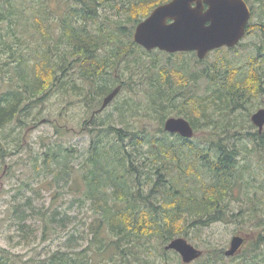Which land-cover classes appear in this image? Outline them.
I'll list each match as a JSON object with an SVG mask.
<instances>
[{
    "label": "trees",
    "instance_id": "trees-1",
    "mask_svg": "<svg viewBox=\"0 0 264 264\" xmlns=\"http://www.w3.org/2000/svg\"><path fill=\"white\" fill-rule=\"evenodd\" d=\"M28 1L32 2V0H0V84L6 75L4 70L9 63L17 64V68L21 66L27 68L26 73L23 70L24 74L22 75L18 70L16 71L23 86L12 87V90L0 96V128L10 122L15 114L18 118L22 111H28L33 105L41 103L53 87L62 83L65 77L62 76L68 68L65 67L64 57L67 58L72 54L78 56L79 61H73V63L80 62L85 72L90 70L91 73H94L93 75H97L100 70L106 73L111 66L118 67L120 60L124 58L123 54L132 53L133 48L140 52L143 51L131 42L127 51L123 50V53L118 51L112 54L109 60L97 57V50L105 44L107 39L102 34H93L85 26L77 24L80 18H83L84 21L94 19L97 2H91V0L90 2L60 0L66 5V10L60 18V39L54 42L50 25V20L53 19L50 8L52 0H39V5L35 6L33 10L35 12L33 19ZM169 1L132 0L129 3L128 11L130 12V22L137 24L148 15L149 11L146 12V9L143 16H137L139 14L138 7L142 8L149 4L152 6L151 10ZM244 1L251 11L245 37L256 32L264 39V0ZM27 8L30 9V13H27L26 26L35 29L39 36L41 35L40 42H34V49L39 52L41 48L45 47L47 52V54L42 53L39 59H33L30 67L27 66L30 60L21 58L18 53L19 46L26 43L17 30L23 18V12ZM23 34H27V32H23ZM60 43L61 45L67 43L66 48L69 49V53L63 52V56L60 58L61 64L55 62L57 54L54 57L50 56L52 47L56 48ZM221 51L224 49L215 50L216 53ZM226 52H234V50H226ZM121 54L122 58L119 60L118 57ZM186 54L169 56L183 58ZM260 58L264 62V44L257 55L250 56L243 65H230L231 68L228 70L221 68L210 75L208 85L210 93L206 94L205 92L201 96L189 95L181 100L184 101L181 106L177 103L176 98L180 95L174 96L171 90L172 82L169 80L173 79L179 87H185L191 81V77L175 68L160 69L158 77L150 85L153 92L148 100L147 109L149 111H144L143 115L144 119L155 122L156 126L152 132L148 130L146 124L136 131L117 129L116 127L108 128L107 132H110L116 141L112 142L110 149L103 153L104 163L100 153L103 142L100 140V135L97 134L98 136L94 138L90 148L93 170L89 171V177L86 178V185L89 187L87 194L94 198L103 197L105 199V186L109 184L112 185L113 194H120L121 198L119 199L125 203V206L119 209L113 206L109 207L104 200V209L93 231L94 258H81L80 264H95L94 259H105L107 252L113 256L108 258L111 263L115 262L114 257H119L127 264L132 262L153 264L148 259L141 261L138 258L141 255L140 251L144 252L145 249L149 254H154L149 247H143L145 243H149L150 239H156L161 245H158L157 250L159 264H181L180 258L175 252L165 250L166 243L176 237H187L191 230L197 231L202 228H210L215 224H228L233 221L251 226L249 229H242L244 233L250 230L252 234H246L249 238L242 247L241 254L225 257L221 248L210 245L202 256L190 264H264V170H258L262 176L248 177L245 197H243L237 213H233L228 203L226 204L228 199L230 202L236 199L234 190L238 188V183L241 181L239 177H242L243 170L248 169L247 165L244 169L238 167L241 150H246L245 156L255 153L257 163L258 155H262L264 152V132L253 133L250 130L245 132V127L243 130L236 129L237 119L235 118L238 112H246L249 115L251 109L258 105L259 98L264 95V75L261 74V68L258 65ZM223 61L224 59H222ZM223 63L230 64L231 62ZM71 64L72 62L69 66ZM120 85L122 90L124 84ZM140 112L130 113L138 116ZM195 113L197 119H194ZM169 116H182L187 119L194 129V133L200 129L199 126L212 128L219 132L220 139L218 142H204L205 147H203L197 143L194 136L191 139H183L178 135H170L163 130V123ZM26 125L27 123H24L23 127ZM22 141L17 138L15 151L21 148L19 143ZM107 143H110V140ZM0 144V148L4 149L5 145ZM239 144H242L241 147L238 146ZM138 145H147L154 152L158 151L153 160V163H159L155 167L154 175L158 177V180L153 185V189L161 186L162 192L163 185L166 184V204L163 206L162 217L157 214L158 207L149 201L152 194L153 197L155 196V191L151 190L148 196L142 197L140 181L143 170L141 171L138 161L133 157L137 153L134 154L131 150V146L134 148ZM50 149L49 152L56 154ZM49 152L45 154V160L41 164V168L47 171H51L49 168L52 160L55 163V154L52 155ZM171 154L172 158H168ZM4 157L5 155L2 156V158ZM46 157H49L48 161ZM174 169L177 173H174ZM238 171H242L240 176ZM170 174L171 179L169 180ZM203 174L205 177L210 176L212 183L207 185L202 178ZM190 178L200 181L201 186L198 188V192L188 190L187 180ZM130 180L132 183H138L136 191L132 189ZM136 194L138 198H136ZM255 200L257 204H254ZM171 207H173L172 211H170ZM21 209V206L14 209V216L17 217ZM24 212H22V217H17L20 227L25 226L23 224L26 221ZM169 260H173V262L169 263ZM77 261L74 257L63 256V253L57 252L51 255L44 264H79ZM109 262L108 264H110ZM0 264H8V261L6 258L3 260L0 256Z\"/></svg>",
    "mask_w": 264,
    "mask_h": 264
},
{
    "label": "rangeland",
    "instance_id": "rangeland-1",
    "mask_svg": "<svg viewBox=\"0 0 264 264\" xmlns=\"http://www.w3.org/2000/svg\"><path fill=\"white\" fill-rule=\"evenodd\" d=\"M86 1L90 2V0ZM93 1L97 2L94 19L84 21L83 18H80L77 24L85 26L93 34H102L107 39L105 44L97 50L96 55L109 60L112 54L118 51L123 53V50L127 51L131 42L134 43L133 34L138 23L133 24L129 20V3L132 0H91V2ZM28 3L31 6L33 19L35 14L33 10L35 6L39 5V0L28 1ZM151 7L148 4L137 8L139 17L145 14L146 9V12L149 11L148 15L140 22L154 10V8L150 10ZM50 8L53 16V19L50 20L52 41L57 42L61 36L60 18L66 10V5L60 0H52ZM23 13L17 31L23 36L22 40L26 43L19 46L18 53L21 58L30 60L27 65L30 67L33 59H39L42 53L47 54V52L45 47L41 48L39 52L34 49V42H40L41 35L39 36L35 29L26 26V17L27 13H30V9L27 8ZM255 20L257 21V18ZM23 32H27V34H23ZM263 42L262 36L254 32L253 35L244 37L239 43L240 46L238 44L232 48L222 47L224 51L220 53L213 50L204 59H199L196 53L192 54L191 52L169 54L158 49L147 51L135 43L143 51L140 52L133 48L132 53L123 54L124 58L121 54L118 59L122 58V61L119 59L118 67L111 66L106 73L100 70L97 75H93L94 73H91L90 70L85 72L80 62L73 63V61H79L78 56L72 54L67 58L64 57L65 67L68 68L62 76H65L62 83L53 87L41 103L33 105L28 111H22L18 118L15 114L10 122L0 128V143L5 145L4 149L0 148V256L2 259L6 258L8 264H44L51 255L57 252L63 253V256L74 257L79 264L81 258L93 259V231L104 209V200L109 207L113 206L119 209L125 206V203L119 199L121 198L120 194H113L112 185L109 184L105 186V199L103 197L94 198L87 194L89 187L86 185V178L89 177V171L93 170L90 148L94 138L100 135V140L103 142L100 153L104 163L103 153L107 152L110 149V144L116 141L110 132H107L108 128L116 127L117 129L136 131L146 124L148 130L152 132L156 126L155 122L144 119L143 115L144 111H149L147 109L148 100L153 92L150 85L158 77L160 69L175 68L191 77V81L185 87H179L173 79L169 80L172 82L171 90L174 96L180 95L176 98L177 103L181 106L184 102L181 100L189 95L201 96L205 92L206 94L210 93V89H208L210 75L221 68L228 70L231 66L243 65L250 56L257 55L263 47ZM67 45V43L63 45L60 43L56 48L52 47L50 56L54 57L57 54L55 62L61 64L60 58L63 56V52L69 53ZM226 50H234V52H226ZM53 53L55 54L53 55ZM175 54L186 55L183 58L169 56ZM222 59H224L223 62L230 61L231 63H223ZM71 62L72 64L69 66ZM11 63L4 70L6 75L0 84V96L12 90V87L23 86L16 71L18 70L22 75L24 72L26 73L27 68H23V66L17 68V64ZM258 65L261 68V74L264 75L263 59H259ZM121 83L124 84V87L119 95L103 112L93 116L94 112L100 108L103 99ZM257 103L258 105L251 109L249 115L246 112L236 114V129L243 130L245 127V132L250 130L253 133H258V129L251 122V116L257 110L264 109V95L259 98ZM134 111L141 112L138 113V116L131 115L130 112ZM194 115V119H197V114ZM24 123L27 125L23 127ZM199 127L200 129L196 130L194 134L197 143L203 145L204 142H218L220 139L218 131ZM17 138L23 141L19 143L21 148L15 151ZM108 140L110 143H107ZM241 145L238 146L241 147ZM203 147L205 146L203 145ZM49 148L56 154L49 152ZM131 150L134 154L137 153L133 157L138 161L141 171L143 170L140 181L142 197L148 196L151 190H154L155 196L153 197L152 194L149 201L158 207L157 214L162 217L163 206L166 204V184L163 185L162 192L161 186L153 189V185L158 180L154 172L159 163H153L158 151L154 152L147 145H138L134 148L131 146ZM245 151L242 149L240 152L238 167L244 169L247 165L248 169L243 170L242 177L240 176L242 171H238L241 181L238 183V188L234 187L235 190L233 188L237 200L234 199L230 202L228 199L226 201L233 213H237L243 197H245L248 177L262 176L258 170H264V152L262 155H258L257 163V155L254 153L245 156ZM48 152L52 155L55 154V163L52 160L49 168L51 171L41 168V164L45 160L44 156ZM3 155H5L4 158H2ZM168 158H172V154ZM46 160L48 161L49 157H46ZM174 173H177L175 169ZM202 178L207 185L212 183L210 176L205 177L203 174ZM168 179H171V174ZM187 184L190 192H198V188L201 186L200 181L196 178H190L187 180ZM130 185L136 191L138 183H132L130 180ZM136 198H138L137 194ZM254 204H257L256 200ZM20 206L22 209L17 217H22V212L25 211L26 221L23 223L25 224L23 227L19 226L18 218L13 213L14 209ZM172 210L173 207L170 208V211ZM53 217L55 218L54 222ZM249 227L251 226L233 221L228 224H215L210 228H202L197 231L191 230L187 237L174 239H184L198 250L200 257L210 245L217 246L225 252L229 249L232 237L252 234L250 230L247 233L242 230L249 229ZM171 241L166 243L164 248ZM158 245L161 246L156 239H150L149 243H145L143 247H149L154 254H149L145 249L144 252L140 251L141 255L138 258L141 261L148 259L153 264H159ZM107 253L105 259L95 258L93 262L108 264V258L113 256L110 252ZM240 254L239 252L236 255ZM114 260L115 262L109 263L127 264L119 257H114ZM130 260L133 259L130 258ZM179 260L181 264H184L181 258ZM105 261L107 262L105 263ZM116 261L118 262L116 263ZM168 262L172 263L173 260ZM128 264H137V262Z\"/></svg>",
    "mask_w": 264,
    "mask_h": 264
},
{
    "label": "water",
    "instance_id": "water-1",
    "mask_svg": "<svg viewBox=\"0 0 264 264\" xmlns=\"http://www.w3.org/2000/svg\"><path fill=\"white\" fill-rule=\"evenodd\" d=\"M250 17V8L244 0H171L154 8L136 25L133 41L147 51L158 49L169 54L194 52L199 59H204L213 50L235 47L245 36ZM120 89L118 86L111 91L93 116L105 110ZM251 122L261 133L264 109L257 110L251 116ZM163 130L183 139L194 136L189 121L180 117L167 118ZM248 238V235L232 237L224 256L234 257ZM165 250L175 252L184 264H190L199 257L198 250L181 238L172 240Z\"/></svg>",
    "mask_w": 264,
    "mask_h": 264
},
{
    "label": "flooded vegetation",
    "instance_id": "flooded-vegetation-1",
    "mask_svg": "<svg viewBox=\"0 0 264 264\" xmlns=\"http://www.w3.org/2000/svg\"><path fill=\"white\" fill-rule=\"evenodd\" d=\"M171 1V0H170ZM205 8H206V6H205ZM191 53H194V52H191ZM119 86H121V85H119ZM118 87V86H117ZM121 90V89H120Z\"/></svg>",
    "mask_w": 264,
    "mask_h": 264
}]
</instances>
